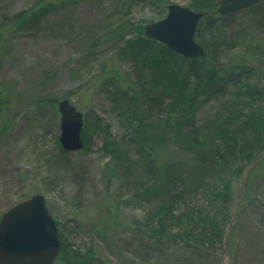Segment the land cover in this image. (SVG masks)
Here are the masks:
<instances>
[{
    "label": "rangeland",
    "instance_id": "rangeland-1",
    "mask_svg": "<svg viewBox=\"0 0 264 264\" xmlns=\"http://www.w3.org/2000/svg\"><path fill=\"white\" fill-rule=\"evenodd\" d=\"M49 2L0 0V87L7 86L10 93L9 107L0 113V127L8 123L10 129L0 141V215L14 204L41 194L58 224L69 262L76 253H87L93 247L107 264H126L113 253V248L126 239L124 224L134 219L154 223L156 211L141 199L147 172L143 160L126 156V149L119 157L106 153L103 132L111 131L121 140L138 126V112L144 123L164 129L174 138L180 135L178 139L185 136L182 124L194 114L209 119L225 108L233 112L252 106L249 112L263 117L264 101L254 103L247 95L264 83L254 78L230 85L228 94L204 103L200 110L190 95L181 94L168 101L164 115L150 121L144 112L145 90L134 84L141 79V72L146 89L151 88L155 94L163 90L164 79L155 56L159 46L157 41L148 45L151 54L149 51L143 56L135 49L128 51L129 45L140 39L138 29L166 18L170 5L193 10V0L56 1L51 5L54 13L38 27L18 31L23 14L33 15L50 6ZM255 22L244 12L232 18L226 35L237 45L221 59L222 65L262 70L258 48L264 45V33ZM209 40L206 34L200 42ZM111 62L127 85L109 79ZM64 98L78 106L85 117L88 149L67 153L61 146L59 103ZM171 149L173 163L178 165L175 171L182 177L190 173L185 185L194 189L197 182H204L205 189L191 195L194 207L226 216L213 198L225 189V177L237 188L238 195L228 209L231 222L220 249L221 264H229L227 237L235 224L242 222L243 226L259 229L241 203L249 197L247 184L254 167L264 163V150L249 165H231L220 178L212 173L205 178L207 173L199 170L196 162ZM261 175L259 183L253 184L251 201L264 202V168ZM261 233L255 244L263 248L264 231ZM246 242L241 259L255 263Z\"/></svg>",
    "mask_w": 264,
    "mask_h": 264
},
{
    "label": "trees",
    "instance_id": "trees-1",
    "mask_svg": "<svg viewBox=\"0 0 264 264\" xmlns=\"http://www.w3.org/2000/svg\"><path fill=\"white\" fill-rule=\"evenodd\" d=\"M51 1L50 6L36 10L33 15L23 14L18 31L27 32L38 27L42 20L54 13L51 5L56 1L67 0ZM220 2L221 0H193V10L207 13L196 32V41L207 49L204 58L186 59L169 50L164 44L147 39L144 28L137 30L140 39L131 43L128 51L135 49L136 52H143V56H148L150 49L146 47L155 42L160 51L155 56L162 72L161 78L164 79L163 90L155 94L151 88L146 89L142 79L145 75L141 72V79L134 84L145 90L144 112L150 121L164 115L168 101L178 95H190L193 104L200 110L204 103L228 94L230 85L251 82L254 78H260L264 83V45L258 48L261 71L260 68L250 66L227 67L220 63L226 53L237 45L226 35L233 17L243 12L251 14L254 22L256 21L255 25L264 33V1L225 16L218 12ZM206 34L210 35L209 42H200ZM109 67V79L118 81L122 86L127 85L115 63L111 62ZM247 98L258 104L264 101V86L253 87L248 91ZM9 101L7 86L0 87L1 114L9 107ZM247 107L233 112L225 108L209 119L197 118L194 114L182 124L185 131L182 139H178L180 135H175L174 138L170 132L144 123L141 112L137 113L138 126L129 135L124 134L121 140L115 139L111 131L103 132V150L106 153L119 157L126 149V156H138L143 160L147 172L140 190L141 199L152 207V212L156 211L154 217L157 221L154 223L146 219H134L124 224L123 233L126 239H123L120 246L113 248V253L119 260L126 264H221L220 249L224 245L226 230L231 222L228 209L238 195V190L225 177V189L220 190L213 198L226 211V216L221 214L222 211L219 215L205 213L204 210L194 207V203L190 201L191 195L197 190L205 189L204 182H197L194 189L192 185H185L186 180L189 181L190 173L182 177L175 171L178 165L173 163L170 151L173 147L178 156L191 158L197 163L199 170L207 173L205 178L211 173L220 178L219 175L231 165H249L264 150V116L258 117L260 115L249 112L248 109L252 106ZM87 130L84 117L81 134L83 150L88 149ZM9 131L8 123L0 127V141ZM263 168L264 163L254 167L247 184L249 197L241 203L242 209L250 212L251 219L258 224L259 229L243 226L242 222L235 224L227 237L229 264H255L264 261V247L255 244L264 231V202L250 200L253 184H258L262 179ZM168 225L172 228L169 229ZM174 226L177 228L174 229ZM245 241H249L247 249L252 251L255 263L241 259ZM65 255L62 247V253L55 264H107L93 247L87 253H76L71 259L72 262Z\"/></svg>",
    "mask_w": 264,
    "mask_h": 264
},
{
    "label": "water",
    "instance_id": "water-1",
    "mask_svg": "<svg viewBox=\"0 0 264 264\" xmlns=\"http://www.w3.org/2000/svg\"><path fill=\"white\" fill-rule=\"evenodd\" d=\"M264 0H221V16L249 9ZM205 12L172 4L163 20L148 24V39L164 44L186 59H201L207 49L196 41V32ZM61 114L60 143L65 152L75 153L84 148L83 113L64 98L59 103ZM62 253L58 225L51 215L46 198L35 194L8 210L0 219V264H55Z\"/></svg>",
    "mask_w": 264,
    "mask_h": 264
}]
</instances>
